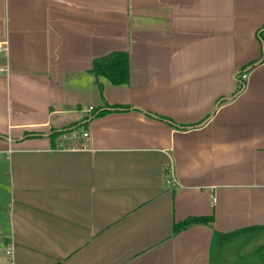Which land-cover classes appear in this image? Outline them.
I'll list each match as a JSON object with an SVG mask.
<instances>
[{"label": "crops", "instance_id": "obj_1", "mask_svg": "<svg viewBox=\"0 0 264 264\" xmlns=\"http://www.w3.org/2000/svg\"><path fill=\"white\" fill-rule=\"evenodd\" d=\"M263 30L264 0H0V264H212L216 232L264 237ZM117 51L118 86L91 73ZM103 107L128 108L86 123ZM189 217L213 221L174 234Z\"/></svg>", "mask_w": 264, "mask_h": 264}, {"label": "trees", "instance_id": "obj_2", "mask_svg": "<svg viewBox=\"0 0 264 264\" xmlns=\"http://www.w3.org/2000/svg\"><path fill=\"white\" fill-rule=\"evenodd\" d=\"M263 33H264V30L261 32V37H262ZM253 67L254 66L247 69V71L249 72ZM91 73L96 78H99V77L106 78L113 85H116V86L128 84L130 81L129 54L127 52L117 51V52H113V53H110L108 55H105L103 57L97 58L92 63ZM244 73L247 74V72H244ZM244 73L242 72L241 76ZM241 79H242V77H241ZM241 82L242 83H241L240 87L244 88L242 84L245 83V80L242 79ZM242 88L240 90H242ZM125 108H128V107H103L99 111L93 112L91 114V116L89 118H87L86 123L91 121L92 119H94L96 117L103 116V115H105L109 112H112L114 110H121V109L123 110ZM83 124H85V123H83ZM70 130H73V129H70ZM70 130H65V131H61V132H59V131L53 132L51 136L53 138H55V137L63 134L64 132H67ZM212 221H213L212 217H189V218L175 224L174 234H178V233H180L184 230H187L189 228H192L194 226L208 225ZM262 228L264 229V227H262ZM238 232H242V231H238ZM238 232H236V233H238ZM233 234H235V233H233ZM233 234H222V233H218V232L215 233L214 243L212 246V260H211L212 264L218 263V260H217L218 257H216V253L218 252V249H222L223 247H225V245L228 243L227 240H229L226 238H228L229 236H231ZM262 247L258 249V252H259V250L261 251ZM259 256L260 257H259V260H257L258 261L257 264H264V249H263V253H261Z\"/></svg>", "mask_w": 264, "mask_h": 264}, {"label": "rangeland", "instance_id": "obj_3", "mask_svg": "<svg viewBox=\"0 0 264 264\" xmlns=\"http://www.w3.org/2000/svg\"><path fill=\"white\" fill-rule=\"evenodd\" d=\"M261 247V251L258 252ZM263 249L264 237L253 240L240 237L228 241L225 247L218 249L216 257H218V264H253L255 260H259V255L263 253Z\"/></svg>", "mask_w": 264, "mask_h": 264}, {"label": "built area", "instance_id": "obj_4", "mask_svg": "<svg viewBox=\"0 0 264 264\" xmlns=\"http://www.w3.org/2000/svg\"><path fill=\"white\" fill-rule=\"evenodd\" d=\"M7 49V45H6V43H4V42H0V52H2V51H5ZM4 72H7V69L6 68H3V67H0V74H2V73H4ZM247 75L248 74H246V73H244L241 77H242V79H244V80H246V78H247ZM92 109V108H91ZM83 137L84 138H89V133L88 132H84L83 133ZM8 255H12L13 254V251H12V248L9 246V248H8Z\"/></svg>", "mask_w": 264, "mask_h": 264}]
</instances>
